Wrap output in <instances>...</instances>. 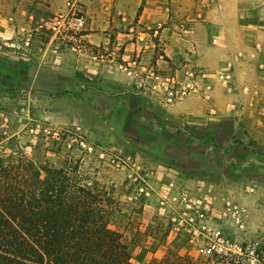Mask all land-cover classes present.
<instances>
[{
    "label": "rangeland",
    "instance_id": "rangeland-1",
    "mask_svg": "<svg viewBox=\"0 0 264 264\" xmlns=\"http://www.w3.org/2000/svg\"><path fill=\"white\" fill-rule=\"evenodd\" d=\"M32 10V36L21 33L23 40L0 41V139L5 138L0 151L10 152L6 142L18 136L20 148L37 160L47 156L60 163L68 154L81 158L86 172L111 193L109 224L123 235L136 264L165 259L170 264H236L212 248L215 230L255 245L264 262V148L239 142L232 154H224L203 132L191 131L183 119L156 105L159 86L166 92L179 89L194 72L204 74L193 52L176 46L169 55L159 35L149 36L140 27V48L153 49L143 58L141 50L138 57L139 64L143 60L137 73L141 81L86 77L50 64L51 51L45 52L54 47L48 46L51 39L75 50L87 48L81 34L54 37L46 27L54 15L47 4ZM125 25L117 32H128ZM169 25L181 32L188 27L177 21ZM117 51L125 53L124 47ZM236 105L246 104L240 99ZM223 133L224 139L228 124Z\"/></svg>",
    "mask_w": 264,
    "mask_h": 264
},
{
    "label": "crops",
    "instance_id": "crops-1",
    "mask_svg": "<svg viewBox=\"0 0 264 264\" xmlns=\"http://www.w3.org/2000/svg\"><path fill=\"white\" fill-rule=\"evenodd\" d=\"M42 2L53 14L77 6L87 17L79 39L96 51L90 52L88 47L75 50L51 39L48 46L54 47L45 50L51 51L47 60L50 64L80 71L86 77L100 75L118 83L139 82L141 50L142 58L153 50L148 48V53L147 48L139 46V29L143 27L149 30V36L159 35L160 45L168 54L171 49L177 50L176 46L183 53L188 48L197 61L195 65L204 71L197 79L198 87L176 103L167 102L166 87L159 86L156 105L183 119L191 131L203 132L224 154H232L239 142L244 146L253 141L264 148V13L257 9L264 8V0H0V41L23 40L21 33L32 36V9ZM173 21L187 23L188 27L181 32L178 25H169ZM124 24L129 25H125L128 32H117V27ZM24 44L30 45V41ZM122 47L125 53H118ZM122 59L130 60L124 64ZM161 59L158 56L156 62ZM148 67L153 69L154 64ZM243 87L248 90L245 95ZM240 99L246 104L243 110L235 105ZM113 111L118 112L117 105ZM227 124L229 134L223 139ZM191 131L180 132L194 138ZM191 180L188 183H193Z\"/></svg>",
    "mask_w": 264,
    "mask_h": 264
},
{
    "label": "trees",
    "instance_id": "trees-1",
    "mask_svg": "<svg viewBox=\"0 0 264 264\" xmlns=\"http://www.w3.org/2000/svg\"><path fill=\"white\" fill-rule=\"evenodd\" d=\"M5 146L0 264H136L123 235L109 224L111 193L86 172L81 158L37 160L20 148L18 136Z\"/></svg>",
    "mask_w": 264,
    "mask_h": 264
},
{
    "label": "built area",
    "instance_id": "built-area-1",
    "mask_svg": "<svg viewBox=\"0 0 264 264\" xmlns=\"http://www.w3.org/2000/svg\"><path fill=\"white\" fill-rule=\"evenodd\" d=\"M86 25L87 17L77 6H71L66 11L56 13L46 21V27L54 37L61 35L76 38L77 35L82 34ZM202 75H195L194 72L181 88H169L166 92L167 102L182 100L189 95L191 90H195L198 87L197 79ZM239 107L236 105L238 110H243V106ZM262 121L264 123V113ZM212 248L225 252L236 264H264L256 251L255 245L247 244V241L243 239L228 238L220 230H215L214 232Z\"/></svg>",
    "mask_w": 264,
    "mask_h": 264
}]
</instances>
